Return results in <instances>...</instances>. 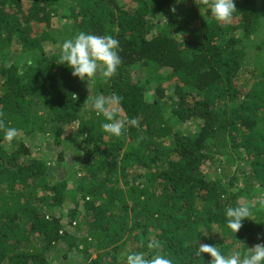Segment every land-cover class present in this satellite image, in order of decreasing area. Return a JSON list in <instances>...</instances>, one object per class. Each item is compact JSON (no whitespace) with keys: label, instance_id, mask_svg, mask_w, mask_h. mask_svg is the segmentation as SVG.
Instances as JSON below:
<instances>
[{"label":"trees","instance_id":"16d2710c","mask_svg":"<svg viewBox=\"0 0 264 264\" xmlns=\"http://www.w3.org/2000/svg\"><path fill=\"white\" fill-rule=\"evenodd\" d=\"M235 3L218 22L203 0H0V120L20 130L0 142V264H209L199 240L241 257L264 244V0ZM81 31L119 41L111 78L57 63ZM97 95L139 126L105 133L84 107ZM49 137L59 177L37 156Z\"/></svg>","mask_w":264,"mask_h":264},{"label":"clouds","instance_id":"9594fccd","mask_svg":"<svg viewBox=\"0 0 264 264\" xmlns=\"http://www.w3.org/2000/svg\"><path fill=\"white\" fill-rule=\"evenodd\" d=\"M203 3L210 7L211 15L218 22H229L237 8L235 0H211L210 4L209 0H203ZM175 10V8L172 9L173 12ZM118 48L119 41L111 35L101 36L81 31L64 40L57 63L67 65L72 70L73 76L86 82L96 78L98 68L102 65L103 71L100 75L107 80L117 72L121 64ZM121 101L122 97L118 95L110 97L97 95L94 99H87L84 107L90 104L92 111L104 117V122L101 124L102 130L119 137L126 126L138 127L140 123L136 117L117 119ZM0 133H2L0 142L6 141L11 144L19 136L20 130L0 120ZM225 216L227 226L237 234L243 227L244 219L251 217V212L246 204L238 202L237 206L226 209ZM148 247L159 249L160 242L152 240ZM204 253L210 254L212 258L209 264H264V244L248 247V251L241 257L237 252L223 254L217 246L201 243L199 240L195 256L199 257ZM126 264H173V260L166 255H152L149 258L144 252H129L126 256Z\"/></svg>","mask_w":264,"mask_h":264},{"label":"rangeland","instance_id":"374dc122","mask_svg":"<svg viewBox=\"0 0 264 264\" xmlns=\"http://www.w3.org/2000/svg\"><path fill=\"white\" fill-rule=\"evenodd\" d=\"M50 140H52L51 137L47 138V143L43 144L40 148V154H37V156H42L43 157V152L45 153L46 155V159L48 160H51V164H52V167L54 168L53 170H56L58 169L57 171V176H61L62 175V169L60 166L57 165V155L59 153V151L62 149V147H57L56 144H54L53 142H51ZM51 142V143H49ZM30 145H31V148L33 150V152H35L36 150V142H35V138H31V141H30ZM38 150V149H37ZM42 150V151H41ZM55 166V167H54ZM64 255V254H63ZM62 254L60 255V258L59 260L55 263V264H60V262L62 260H65V263H67L69 261V258H62L63 256ZM78 253H75V257L74 258H77L78 257ZM96 254H94L95 256ZM67 261V262H66ZM69 264H79V263H69Z\"/></svg>","mask_w":264,"mask_h":264}]
</instances>
